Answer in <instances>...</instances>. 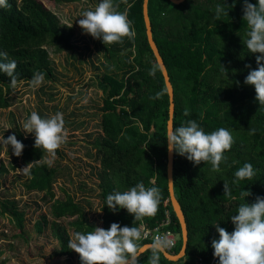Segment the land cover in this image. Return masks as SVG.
<instances>
[{
	"label": "trees",
	"instance_id": "1",
	"mask_svg": "<svg viewBox=\"0 0 264 264\" xmlns=\"http://www.w3.org/2000/svg\"><path fill=\"white\" fill-rule=\"evenodd\" d=\"M50 1L58 5L74 0ZM115 2L120 11H127L136 35L132 41L125 38L122 44L104 45L100 39L94 42L104 60L99 82L104 93L100 134L92 141L93 160L97 163L96 196L101 210L99 227L108 229L114 222L121 227L139 226L133 225L134 218L125 209L111 211L105 205L106 197L127 191L138 182H143L146 188L156 186L161 190L158 212L155 217L144 219V228L153 229L168 219L165 228L177 239L170 253L177 254L182 246L181 231L170 204L166 178L168 95L147 43L142 0ZM248 2L256 4L257 0ZM220 3L226 6L228 16L222 15L217 20L215 7ZM8 4L10 7L0 8V53L7 55L4 62L16 61L18 83L30 82L35 73L43 74V79H52L50 55L75 48L72 29L60 23L40 0H8ZM243 6L244 0H183L179 4L148 0L152 38L173 89V127L195 120L205 133L223 127L235 139L219 172L212 171L210 163L194 166L174 153L173 190L187 225L186 253L177 261H169L162 254L159 264H218L211 247V241L219 238L213 225L220 224L228 232L234 230L230 219L243 203V190L251 193L244 198L245 203H254L257 196L264 197V105L255 100L254 87L244 84L248 72L256 68L255 58L259 54L249 53L243 44L248 30ZM154 65L157 71L149 75ZM13 89L9 78L0 73V109L10 105L8 95ZM249 129H255V134L249 135ZM12 134L25 146L20 157L12 154L10 146L6 149L13 166L19 163L25 167L44 155L33 147L35 137L25 135L16 124L3 137ZM245 163L253 166L256 176L251 181L233 184L234 173ZM0 172H6L1 162ZM60 173L57 167L36 162L26 176L24 189L41 193L45 204L51 201L48 214L36 215L31 226L33 235L27 232L30 229L25 225L26 211L14 199L0 200V216L6 217L9 224L8 234L0 232V240L8 242L4 248L0 247V255L5 249L13 250L14 241L26 243L29 237L41 235L49 228L55 248L45 260L76 257L77 264H81L68 242L74 232L86 233L95 225L87 220L82 204L73 195L62 189L63 198H55L53 184ZM224 183L229 185L231 196L224 195ZM78 189L83 195L93 191L82 185ZM82 201L89 204L85 198ZM67 218H71L67 222L71 232L62 223ZM141 243L152 241L144 239ZM150 255L148 248L138 258V264H148ZM0 264H6V258L0 259Z\"/></svg>",
	"mask_w": 264,
	"mask_h": 264
},
{
	"label": "clouds",
	"instance_id": "2",
	"mask_svg": "<svg viewBox=\"0 0 264 264\" xmlns=\"http://www.w3.org/2000/svg\"><path fill=\"white\" fill-rule=\"evenodd\" d=\"M127 3V0H121ZM8 0H0V8H8ZM222 15L228 16L226 6L222 3L215 7L217 20ZM243 20L247 22L248 30L243 44L249 53L256 56V68L250 70L244 79V84L251 85L255 89V100L259 105H264V0H257L256 4L244 0ZM71 28L73 23H68ZM78 26L84 34L94 39H100L104 45L122 44L124 39H135V30L131 21L127 18V11H120L119 4L115 0H100L93 9L83 10L77 20ZM6 53H0V73L9 78L13 88L17 86L18 78L15 74L16 61H8ZM251 69L250 65H246ZM222 69L227 72L223 67ZM157 66H153L149 75H155ZM43 81V74L35 73L30 81L33 88L38 87ZM185 115H188L187 109ZM23 131L26 134H34V145L44 155L38 160L28 163L25 167L17 169V172L25 176L30 175L31 167L36 162H42L49 167L53 165L57 150L67 140V129L63 113L42 118L33 111L23 122ZM255 129H249V135H254ZM167 151L185 157L194 166L210 163L214 172L220 171V165L227 160L225 153L229 151L235 139L232 133L221 127L211 133H205L204 129L195 120H188L179 127H168L166 131ZM0 145L7 150L10 146L12 154L16 157L22 155L24 144L17 140L14 134L6 139L0 135ZM233 184L249 180L256 176V170L250 163H245L234 173ZM223 192L231 196V190L227 183L223 185ZM249 191L243 190L237 213L231 217L234 226L232 232H228L220 224L213 225L218 233V239L211 241L213 257L218 258V264H264V197L257 196L254 203L244 202L249 196ZM161 199V190L156 187H145L143 182L124 192H115L106 197L105 205L115 212L125 209L133 216V225L123 226L112 223L108 229L95 226L92 231L86 233L74 232L68 242L69 249L79 255L81 264H138V258L144 253V245L141 243L144 236V219L155 217ZM173 246V241L167 234L156 235L151 244V255L148 264H159L160 257Z\"/></svg>",
	"mask_w": 264,
	"mask_h": 264
},
{
	"label": "rangeland",
	"instance_id": "3",
	"mask_svg": "<svg viewBox=\"0 0 264 264\" xmlns=\"http://www.w3.org/2000/svg\"><path fill=\"white\" fill-rule=\"evenodd\" d=\"M48 9L54 12L59 22L72 24V42L74 49L56 55H50L53 65V78L43 79L42 83L33 88L30 82H20L8 95L10 105L0 109V135L10 132L13 124L26 134L23 122L35 111L42 118L49 117L56 112L63 113L65 128L68 135L66 142L58 149L56 159L51 167L61 171L60 178L53 184L55 198H63L62 189L82 204L87 220L95 226L101 224L100 202L97 199V163L93 160L94 149L92 141L100 134L99 122L102 98L104 93L99 85L103 74L101 53L96 51L94 42L97 39L84 34L78 26L77 20L83 10L93 9L100 0H74L54 5L50 0H40ZM12 156L6 148L0 145V162L6 172H0V200L4 197L14 199L19 208L26 211L25 225L28 234L33 235L31 226L39 212L48 214L49 205L41 200V193L27 192L23 183L26 176L17 172L23 168L17 163L13 166ZM19 162V160H18ZM86 186L93 189L85 195L80 194L78 187ZM89 203L86 204L82 199ZM71 218L62 221L67 225ZM9 224L6 217L0 216V232L8 234ZM13 250L5 249L0 259L6 258V264H63V259L46 261L44 257L51 254L55 248L49 228L41 235L29 237L28 242L14 241ZM8 242L0 240V247L4 248ZM30 256H33L30 258ZM44 258V259H43ZM76 257L71 258V260ZM69 261V260H68Z\"/></svg>",
	"mask_w": 264,
	"mask_h": 264
},
{
	"label": "water",
	"instance_id": "4",
	"mask_svg": "<svg viewBox=\"0 0 264 264\" xmlns=\"http://www.w3.org/2000/svg\"><path fill=\"white\" fill-rule=\"evenodd\" d=\"M169 1L173 4H179L183 0H169ZM147 5H148V0H142V17H143V22L145 26V35H146L147 43L159 67V70L163 77L166 92L168 95L169 106H168V120L166 123V131H167L168 127H173V122H172L173 113H174L173 89L169 81V77H168L164 62L162 60V57L160 56L157 46L152 38V30H151V24H150V20L148 16V11H147ZM128 50H130V48L125 50V52H127ZM173 155L174 153H169L167 151V163H166L167 189L169 193V200H170L172 210L180 226L182 246L180 248V251L177 254H172L168 251L165 254H163V256L169 261H177L180 258H182L186 253V245H187V225H186L185 217L174 195V190H173V177H172L173 162H174ZM148 248H151V244L144 245L145 250H147Z\"/></svg>",
	"mask_w": 264,
	"mask_h": 264
},
{
	"label": "built area",
	"instance_id": "5",
	"mask_svg": "<svg viewBox=\"0 0 264 264\" xmlns=\"http://www.w3.org/2000/svg\"><path fill=\"white\" fill-rule=\"evenodd\" d=\"M168 224V219L164 220L160 225L153 229L144 228V239L153 240V238L158 234H167L168 237L173 241V246L170 247L167 251L170 252L176 245L177 239L175 234L170 231L169 229H166L165 227Z\"/></svg>",
	"mask_w": 264,
	"mask_h": 264
},
{
	"label": "crops",
	"instance_id": "6",
	"mask_svg": "<svg viewBox=\"0 0 264 264\" xmlns=\"http://www.w3.org/2000/svg\"><path fill=\"white\" fill-rule=\"evenodd\" d=\"M61 258L63 259V264H77V260L76 259L71 260V258L68 259L66 256H62V257H60L58 259H61Z\"/></svg>",
	"mask_w": 264,
	"mask_h": 264
}]
</instances>
